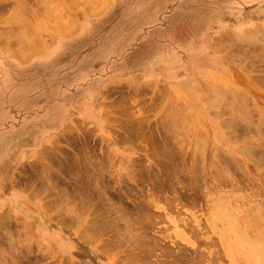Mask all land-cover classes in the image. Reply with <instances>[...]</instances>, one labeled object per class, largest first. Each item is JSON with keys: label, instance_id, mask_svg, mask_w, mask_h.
<instances>
[{"label": "rangeland", "instance_id": "obj_1", "mask_svg": "<svg viewBox=\"0 0 264 264\" xmlns=\"http://www.w3.org/2000/svg\"><path fill=\"white\" fill-rule=\"evenodd\" d=\"M0 51V264H264V0H0Z\"/></svg>", "mask_w": 264, "mask_h": 264}, {"label": "crops", "instance_id": "obj_2", "mask_svg": "<svg viewBox=\"0 0 264 264\" xmlns=\"http://www.w3.org/2000/svg\"><path fill=\"white\" fill-rule=\"evenodd\" d=\"M82 19L79 21V27H78V31L79 32H84V31H88L89 29H90V27H91V24H92V22H93V20L95 19V18H97V17H93V16H82L81 17ZM43 44H44V42H37V47L38 48H36L37 50L38 49H40V51L41 50H43V48L45 47H43ZM54 45V42H53V40L50 42V50H53V46ZM48 46V45H47ZM48 49V48H47ZM46 49V50H47ZM53 52V51H52ZM51 52V53H52ZM43 54V52L41 53V55ZM11 62H13V67H12V64H11ZM23 65V63L21 62V60L20 59H12L9 55H5V54H3L1 51H0V85H1V88H3V89H5V90H3V89H1V90H3V93L5 92H7V91H11V90H9V89H7V87L8 86H12L11 84H12V81H14L13 79H14V77H13V75L12 74H14L15 73V71H17V69L19 68V67H21ZM6 74H8V76H9V79L7 80L8 82H4V79H5V75ZM3 76V77H2ZM4 78V79H3ZM5 83V84H4ZM3 100H1V98H0V102H2ZM4 171H5V169L4 170H2V173H4ZM1 193L3 194V196H4V194H5V191L4 190H2L1 191ZM5 201H7L5 198H4V200H0V202H2V203H4Z\"/></svg>", "mask_w": 264, "mask_h": 264}, {"label": "bare ground", "instance_id": "obj_3", "mask_svg": "<svg viewBox=\"0 0 264 264\" xmlns=\"http://www.w3.org/2000/svg\"><path fill=\"white\" fill-rule=\"evenodd\" d=\"M16 40H17V39H16ZM24 57H25V56H24ZM23 62H24V61H23ZM90 114H91V113L87 112V113H86V116L89 117ZM25 156H26V155H25ZM169 161H170V160H169ZM169 161H168V162H169ZM168 171H170V169H168ZM120 209H121V208H120ZM140 212H141V211H140ZM135 215H136V214H135ZM136 216H137V215H136ZM138 218H139V216H138ZM144 218H145V216H144ZM138 242H140V241H138ZM142 243H143V242H142ZM150 244H151V243H150ZM150 244H149V245H150ZM206 244H207V242H206ZM211 244H212V243H211ZM139 245H140V243H139ZM144 245H145V243H144ZM149 245H147V246L149 247ZM207 245H209V244H207ZM150 246H151V245H150ZM152 246H153V245H152ZM152 246H151V247H152ZM154 246H155V244H154ZM154 246H153V247H154ZM147 249H148V248H147ZM147 249H146V250H147ZM149 249H150V248H149ZM140 251H141V250H140ZM148 251H149V250H148ZM152 251H153V249H152ZM152 251H150V252H152ZM154 252H155V251H154ZM157 252H158V251H157ZM169 252H172V251H169ZM216 252H217V251H216ZM142 253H143V252H142ZM142 253H141V254H142ZM144 253H145V252H144ZM144 253H143V254H144ZM159 253H160V251H159ZM164 253H166V252L164 251ZM167 253H168V252H167ZM217 253H218V252H217ZM221 253H222V252H221ZM9 254H10V253H8V255H9ZM153 254H154V253H153ZM161 254H163V252H162ZM10 255H11V254H10ZM158 255H159V254H158ZM163 255H164V254H163ZM180 255H181V254H180ZM180 255H179V256H180ZM219 255H220V254H219ZM11 256H13V255H11ZM142 256H143V257H146L145 255H142ZM153 256H154V255H153ZM164 256H165V255H164ZM166 256H167V254H166ZM169 256H170V255H169ZM181 256H182V255H181ZM184 256H185V255H184ZM5 257H6V256H5ZM139 257H140V255H139ZM160 257H162V256H160ZM167 257H168V256H167ZM167 257H166V258H167ZM170 257H171V256H170ZM172 257H173V255H172ZM217 257H218V256H217ZM140 258H142V257H140ZM155 258H156V257H155ZM168 258H169V257H168ZM168 258H167V259H168ZM176 258H177V260H178V256H177ZM186 258H187V257H186ZM220 258H221V257H220ZM158 259H159V258H158ZM160 259H161V258H160ZM173 259H174V258H173ZM179 259H180V258H179ZM188 259H189V258H188ZM190 259H191V258H190ZM195 259H196V258H195ZM195 259H194V260H195ZM138 260H140V259L138 258ZM143 260H144V259H143ZM163 260H164V259H163ZM168 260H169V259H168ZM174 260H175V259H174ZM185 260H186V259H185ZM192 260H193V259H192ZM212 260H213V259H212ZM136 261H137V260H136ZM136 261H135V262H136ZM166 261H167V260H166ZM181 261L184 262L183 260H181ZM187 261H188V260H187ZM189 261H190V260H189ZM195 261H196V260H195ZM215 261H216V260H215ZM215 261H214V262H215ZM155 262H156V261H155ZM168 262H170V261H168ZM177 262H178V261H177ZM196 262H197V261H196ZM216 262H217V261H216ZM4 263H5V261H4ZM178 263L180 264V262H178ZM211 263H212V262H211ZM138 264H139V263H138ZM144 264H147V262L144 263ZM149 264H150V263H149ZM161 264H162V263H161ZM165 264H166V263H165ZM175 264H177V263H175ZM186 264H187V263H186ZM195 264H196V263H195Z\"/></svg>", "mask_w": 264, "mask_h": 264}]
</instances>
